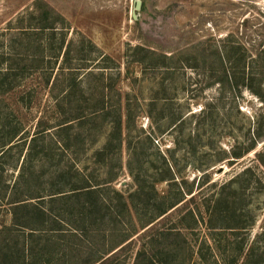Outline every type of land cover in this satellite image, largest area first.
<instances>
[{"label": "rangeland", "instance_id": "374dc122", "mask_svg": "<svg viewBox=\"0 0 264 264\" xmlns=\"http://www.w3.org/2000/svg\"><path fill=\"white\" fill-rule=\"evenodd\" d=\"M142 2L135 19V0H0V142L19 128L28 135L3 159L2 180L13 183L42 115L54 125L82 115L61 132L72 149L56 147L36 166L47 170L41 189L56 182L50 170L61 158L86 165L94 182L139 190L140 208L129 202L132 222L115 198L104 223L87 221V243L102 241L101 228L116 241L136 228L123 264L150 234L157 264H264V0ZM45 18L54 28L38 27ZM222 55L261 96L212 83ZM257 131L263 136L247 151ZM53 206L83 223L75 202Z\"/></svg>", "mask_w": 264, "mask_h": 264}, {"label": "trees", "instance_id": "16d2710c", "mask_svg": "<svg viewBox=\"0 0 264 264\" xmlns=\"http://www.w3.org/2000/svg\"><path fill=\"white\" fill-rule=\"evenodd\" d=\"M39 24L38 27L41 30L54 28V22L46 20V18L42 19ZM221 62L222 71L212 83L218 82L222 90L230 88L236 92L247 86L261 96V92L256 89L249 76L243 75L241 82L239 75L229 69L224 55L221 56ZM44 117L43 115L40 117L38 130L29 139L27 151L13 183L2 180L6 171L3 159L14 146L20 144L19 140H27V131L19 128L7 140L0 142V184L2 181L5 184L0 185V215L3 218L1 209L7 204V216H11L9 223L4 221L5 217L0 219V264H123L122 254L128 244H131L133 239H130L134 233H137V229L129 230L124 238L116 241L112 237L111 230L107 229L106 231L101 228L98 234L103 237L102 241L98 244L92 241L87 243L86 235L92 231V227L86 223L89 219L93 223H104L107 212H112L110 210L114 205L115 198L123 200L121 203L128 210H130L129 202H131L132 211L140 213L139 205L134 201L139 190L126 195L112 187L113 179L94 182L91 173L87 172L86 165L81 168L74 163L63 162L61 158H59L56 169L50 170V175L56 182L54 185H50L49 189H41L38 180L46 175L47 170H39L40 172L36 173V166L41 168L45 161H48L52 156L55 157L53 152L56 147H61L65 151L72 149L70 136L64 137L61 132L71 130L75 120L85 118L78 115L54 125L43 120ZM180 119L175 118L174 124L176 125ZM260 132L257 131L254 134L253 141L247 147V151L256 147L257 139L263 136ZM47 139L50 142L46 143ZM15 140L17 142L13 143ZM102 154L103 151L96 153V155ZM233 154L236 157L243 155L238 151H234ZM36 161L39 163L36 164ZM170 173V179L174 178L171 169ZM111 190L115 192V196L110 194ZM64 199L75 202L80 207L79 217L82 224L75 223L73 220L68 221L69 219H65V215L63 216L64 213L53 206L55 202ZM183 200V198H179L173 203L170 202L169 206L161 208L150 216L147 215L141 221V225L145 228ZM128 214L133 222L131 210ZM191 215L197 222L194 211H191ZM187 227L191 230L195 228L194 225ZM150 235L148 236V246L152 249L153 240ZM145 243L138 247L133 264H157L153 249L151 253ZM251 251L252 249L250 253L248 252V257L251 255ZM247 262L246 264H248Z\"/></svg>", "mask_w": 264, "mask_h": 264}, {"label": "water", "instance_id": "95a60500", "mask_svg": "<svg viewBox=\"0 0 264 264\" xmlns=\"http://www.w3.org/2000/svg\"><path fill=\"white\" fill-rule=\"evenodd\" d=\"M142 0H135V8H134V13H133V16L135 19L138 18V15H139V11L142 7Z\"/></svg>", "mask_w": 264, "mask_h": 264}]
</instances>
